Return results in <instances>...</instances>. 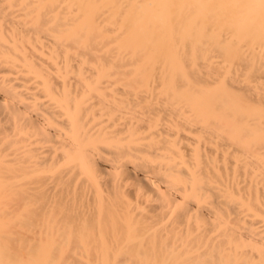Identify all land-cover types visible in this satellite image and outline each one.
<instances>
[{
    "label": "bare ground",
    "instance_id": "6f19581e",
    "mask_svg": "<svg viewBox=\"0 0 264 264\" xmlns=\"http://www.w3.org/2000/svg\"><path fill=\"white\" fill-rule=\"evenodd\" d=\"M0 264H264V0H0Z\"/></svg>",
    "mask_w": 264,
    "mask_h": 264
}]
</instances>
